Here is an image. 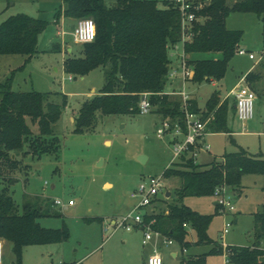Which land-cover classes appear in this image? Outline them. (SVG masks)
Returning a JSON list of instances; mask_svg holds the SVG:
<instances>
[{
    "label": "trees",
    "instance_id": "16d2710c",
    "mask_svg": "<svg viewBox=\"0 0 264 264\" xmlns=\"http://www.w3.org/2000/svg\"><path fill=\"white\" fill-rule=\"evenodd\" d=\"M202 5L197 13L202 18L192 29V38L184 46L187 55L215 54L220 59L191 61L195 75L193 82L200 84L225 77L228 65L239 50L243 38L241 31L227 28V19L236 12L255 13L263 24L264 0H194ZM156 0H63L56 15L80 20L92 18L96 24V38L84 44L78 57L64 61V70L73 76H86L93 70L103 69L105 83L99 94L86 100L75 122V133L95 127L98 112L106 116L140 115V96L151 94L153 112L168 120L172 127L185 130V115L181 110L182 98L166 93L171 60L170 49L182 41L181 15L170 1L162 6ZM48 22L18 14L0 23V56L19 55L26 58L24 66L38 53L39 36L48 28ZM60 48L55 50L59 52ZM22 66L21 68H23ZM20 68V69H21ZM16 72V71H15ZM13 76L0 83V178L3 172L14 173L21 169L19 155L41 158L54 155L59 159L61 141L54 133V125L61 119L68 105L66 95L60 103L50 99L51 93L35 90L14 91ZM258 79V74L248 75ZM190 111L198 113L196 101H189ZM218 94L207 103V112L201 116L213 119L207 125L209 133H229L227 126L228 102L218 107ZM183 164L164 171V177L180 179L176 199L163 211L146 216L154 220L153 228L176 241L182 250L193 245L213 244L208 230L214 215L201 214L183 203L187 197H212L216 188L225 186L240 191L247 175L264 179V155H252L240 148L225 154L224 160L206 166L195 164L193 158L182 157ZM13 179H8L9 185ZM262 210L255 215L257 242L248 247H228L231 264H264V184ZM51 209L26 202L20 208L10 193V188L0 189V238L12 245L14 264H22L24 249L29 246L67 242L69 231L64 225L59 229L45 228L39 220L56 216ZM99 221L100 218H87ZM188 225L197 237L195 243L187 240ZM208 253L186 257L182 264H207V257L224 254L222 245L215 243Z\"/></svg>",
    "mask_w": 264,
    "mask_h": 264
},
{
    "label": "rangeland",
    "instance_id": "374dc122",
    "mask_svg": "<svg viewBox=\"0 0 264 264\" xmlns=\"http://www.w3.org/2000/svg\"><path fill=\"white\" fill-rule=\"evenodd\" d=\"M156 1L162 5L163 0ZM234 1L228 0V4L232 5ZM107 2L110 5L113 0ZM62 4L63 0H0V23L12 16L24 14L49 24L39 36L38 53L16 72L13 90L51 93L50 99L57 103L62 101V95L68 99L61 119L54 125V133L61 141L59 159L54 155L33 158L20 154L21 169L14 173L5 170L2 175L5 181L4 177L0 178V189L9 187L20 208L26 202H31L57 214L41 218V226L59 229L65 225L70 234L69 240L64 243L26 247L22 264H144L151 251L142 245L141 231L127 232L120 229L109 237L108 232L103 233L102 223L131 209L136 202L131 194L141 181L150 176L158 177L171 166L173 155L167 143L168 137L161 139L157 134L164 118L155 112L137 116H106L98 112L94 128L83 133L74 132L82 104L99 94L105 83V72L96 69L86 76L75 77L64 71L63 55L65 60L78 57L83 45L74 42L72 35L78 20L67 26L56 23L55 18ZM227 28L243 33L239 48L252 51L255 59L236 54L221 81L188 84L187 91L193 93L201 107L216 92L222 98L227 96L241 77L248 73V69L262 59L264 53L263 24L255 13L230 14ZM58 48L62 54L55 52ZM68 48L73 49L72 55H69ZM24 60L25 57L19 55L0 56V79L9 65L15 68L23 66ZM187 61L192 66L189 55ZM258 69L262 70L263 78L254 104V118L247 123L251 127L247 133L233 139L226 134H209L205 143L210 146V152L208 156L199 157V163L208 161V157L221 158L240 148L252 155H264V66H258ZM71 76L74 78L72 81L69 80ZM233 121L230 116V123ZM239 127L235 129L239 130ZM141 156L146 159L141 161ZM182 159L176 161L175 165L183 164ZM11 178L13 181L8 185L7 180ZM106 183L112 186L104 188ZM162 183L173 195L165 199L159 195L154 204L158 211H163L167 204L174 202L180 179L163 177ZM263 184L262 176L247 175L242 181L240 195L238 191L226 188L227 197L235 207L234 211L227 214L221 213L213 197L185 198L183 203L195 211L214 215L208 230L213 244H205L198 249L192 246L186 256L196 252L208 254L215 243L230 247L254 245L257 242L255 215L262 210ZM57 199L65 203L73 201L74 205L64 208L56 206L54 201ZM91 217L104 219L102 223L86 220ZM226 223L231 224V227L229 233L223 236L222 230ZM192 233L190 230V235ZM189 240L192 241L193 237ZM3 242L4 264H14L11 245H6L5 240ZM174 248L179 251V245ZM162 253L165 262H169L168 251L163 248ZM206 261L207 264H226V255H209ZM168 264H172L171 261Z\"/></svg>",
    "mask_w": 264,
    "mask_h": 264
},
{
    "label": "built area",
    "instance_id": "2783aa9c",
    "mask_svg": "<svg viewBox=\"0 0 264 264\" xmlns=\"http://www.w3.org/2000/svg\"><path fill=\"white\" fill-rule=\"evenodd\" d=\"M170 2L178 9L181 15L182 41L170 49L169 57L172 63L168 82L180 77L182 82L186 83L193 80L195 71L194 67L187 61L188 55L185 52L184 46L192 38V29L195 23L201 21L197 13L201 10L202 5L196 4L194 0H170ZM62 34L65 35V33ZM96 34V24L92 18L78 20L76 28L72 33L74 42L81 45L94 42ZM237 54L247 55L252 60L255 59L253 53L244 49H239ZM73 79V76L69 78L70 81ZM170 94H178L182 98L181 110L185 115V130L179 126L172 127L168 120H164L162 127L158 128L157 134L161 139H165L166 136L168 137L167 143L172 148L173 155L171 166L183 156L191 157L196 162L200 153L210 152L211 148L209 145H206L205 138L210 134L207 131V125L213 119V114L206 120H202L198 114L192 113L189 103L190 96L184 89L179 93L172 92ZM232 94L236 99V116L241 124L246 126L254 118V104L257 96L248 87H241L236 92H232ZM139 107L141 115L153 112L154 106L151 104L150 93L141 94ZM163 177L164 174L158 177L150 176L146 180L141 181L137 189L131 194V198L137 201L135 207L121 217L107 219L102 223V231L103 233L108 232L109 237L113 236L120 229L127 232L141 231L143 233L142 245L144 247H151V253L147 258L146 264H165L161 249L178 244L173 239L155 230L153 228L154 220L147 221L146 219V216L154 212L153 206L158 200L159 195L161 194L164 199L166 198L168 191L162 183ZM226 188L225 186L218 187L213 193L217 206L221 213L224 214L235 210L233 203L227 197ZM54 204L62 208L74 205L73 201L65 203L60 199L55 200ZM184 226L189 228L188 225ZM230 227L231 224L229 223L224 225L222 230L223 236L229 233ZM222 247L226 251L224 252L226 264H231L228 253L229 246L222 243ZM4 256L5 244L3 239H0V264H4Z\"/></svg>",
    "mask_w": 264,
    "mask_h": 264
},
{
    "label": "crops",
    "instance_id": "0c3cea01",
    "mask_svg": "<svg viewBox=\"0 0 264 264\" xmlns=\"http://www.w3.org/2000/svg\"><path fill=\"white\" fill-rule=\"evenodd\" d=\"M163 1H167V0H163ZM162 1V2H163ZM160 7L162 6L161 4L159 5ZM74 21L75 20H72V19H65V18H62V23H60V21H58V23L59 24H62L63 26H67V25H69V24H72V23H74ZM263 36V35H262ZM50 42H52V41H50ZM264 43V42H263ZM240 47V46H239ZM240 49V48H239ZM241 49H244V50H246V51H248V52H250V53H252V51H250V50H248L247 48H241ZM67 51H68V53H69V55H72L73 54V49L72 48H68L67 49ZM58 53H61L62 54V51H61V49H60V51L58 52ZM237 54V53H236ZM190 57H191V59H192V61H196V60H203V59H214V60H217V59H220L221 58V55L219 54V53H215V54H193V55H189ZM243 56H247V55H243ZM6 57H8V56H6ZM34 58V57H33ZM250 59V58H249ZM25 60H26V58H25ZM25 60L23 61L24 62V64H25ZM250 60H252V59H250ZM64 61H65V56L63 55V69H64ZM231 62V61H230ZM230 64V63H229ZM24 66V65H23ZM258 66L260 67H262V66H264V55L262 56V59L261 60H259V61H257L253 66H251L249 69H248V73L246 74V75H244L243 77H241V79H240V81H239V83L229 92V94L227 95V96H225L224 98H222L221 97V95H220V93L219 92H216L217 94H218V99H219V104H218V107L219 106H221L224 102H228V119H227V126H228V128H229V133H210L211 135L212 134H226V135H228V136H230L232 139H233V137H238L239 135H242V134H244V133H247V129L248 128H250L251 127V125H247L246 124V126H243L242 124H241V122L238 120V118H237V116H236V99H235V96L232 94V92H236L237 91V89H239V88H241V87H248V88H250L251 90H253L254 92H255V94H256V96H257V94H258V88H259V86L261 85V83H260V81H261V79L263 78V76H262V74H263V72H262V70L260 71L259 69H258ZM22 66H19V67H17V68H15V67H12L11 65H9L8 66V68L7 69H5V72H4V74H3V76H2V79H0V83H3L4 81H6L8 78H10L11 76H13V73H15V75H16V72L17 71H19V70H21L20 68H21ZM228 67H229V65H228ZM16 71V72H15ZM65 71V70H64ZM251 74H258L260 77L258 78V79H253V78H249L248 77V75H251ZM225 76H226V74H225ZM14 78H15V76H14ZM244 80V81H243ZM221 81V80H220ZM13 82H14V79H13ZM210 82H216V80H213V81H210ZM191 83H194L195 84V82H193V80L192 81H188V82H186V83H183L182 82V80H181V78L180 77H178V78H176L175 80H173V81H169L168 83H167V87H166V93L167 94H169V95H172V94H170V93H172V92H174V93H179V92H181L183 89L189 94V96H190V101H192V100H194V101H196V104H197V107H198V109H199V112L198 113H196V114H198L200 117L203 115V114H205L206 112H207V103H208V101H209V99L211 98H209L208 99V101H207V103H205V106H203V107H201L200 105H199V102H198V100L194 97V95H193V93L192 92H188L187 90H188V84H191ZM13 85H14V83H13ZM12 88H13V86H12ZM263 88V87H262ZM93 93H95L94 92V90H93ZM174 95H178V94H174ZM213 95V94H212ZM211 95V96H212ZM231 95V96H230ZM178 96H180V95H178ZM230 116H232L233 117V122L232 123H230ZM73 120V119H72ZM252 121V120H251ZM250 121V122H251ZM238 125H240V129L239 130H236L235 128L236 127H238ZM261 134V133H260ZM205 142H206V138H205ZM248 151V150H247ZM249 152V151H248ZM209 153V152H208ZM208 153H204V152H202V153H200L199 154V156H198V158H197V160H196V162H195V164H197V165H201V166H206V167H208L209 165H211V164H213V163H218V162H221V161H223L224 160V158H223V156L221 157V158H219V157H212V158H209L208 157V161H203V163L201 164V163H199V157H204L205 155H207L208 156ZM244 179V178H243ZM243 181V180H242ZM107 185H110V186H112L111 184H109V183H106L103 187L105 188ZM54 187V186H53ZM167 193H169L170 194V196L169 197H167V198H171L172 197V195H173V193H171L170 191H168ZM237 194H241V191L239 192L238 191V193ZM213 197V196H212ZM214 198V197H213ZM134 200V199H133ZM136 201V200H135ZM158 201V200H157ZM165 202V201H164ZM136 203H137V201L133 204V206H132V208L131 209H129L127 212H125V213H123V214H121L120 216H117L116 218H118V217H121V216H123V215H125V214H127L128 212H130L134 207H135V205H136ZM215 205H217L216 204V202H215ZM188 206V205H187ZM190 207V206H189ZM191 208V207H190ZM194 210V209H193ZM153 211L154 212H156V211H158V209L156 208V207H154L153 206ZM202 214V213H201ZM94 218H100L101 220L102 219H104V217H91V219H94ZM115 218V217H114ZM99 222V221H98ZM189 229V233H190V230H192V229H190V228H188ZM136 231H139V230H136ZM193 231V230H192ZM190 235V234H189ZM192 238L193 237V240L192 241H190L189 240V238ZM195 237V238H194ZM187 240L188 241H190V242H192V243H195L196 242V240H197V237H196V234H195V232L193 231V233H192V235H190V236H188L187 237ZM11 245L10 243H8V242H6V245ZM179 244H175L174 246H171V247H169V248H164V250H166V251H168V257H170L169 258V260L171 261V263L172 264H176V263H178V264H182V261H183V259L184 258H186V257H195V256H200V255H204L203 253H200V252H196V253H192L191 255H187L186 256V254L191 250V248L192 247H190V248H188V249H186V251L184 252L183 250H182V248L179 246V251H180V253H181V258L179 257V251H177L174 247L175 246H178ZM193 246H195V248L196 249H198V248H200V246H196V245H193ZM216 246V245H215ZM162 248V249H163ZM11 249H12V245H11ZM148 249L151 251V247H148ZM162 249H161V251H162ZM151 253V252H150ZM163 254V253H162ZM189 254V253H188ZM149 256V255H148ZM148 258V257H147ZM164 261H165V259H164ZM169 261V262H170ZM169 262H165V264H168ZM147 263V259H145L144 260V264H146Z\"/></svg>",
    "mask_w": 264,
    "mask_h": 264
},
{
    "label": "water",
    "instance_id": "95a60500",
    "mask_svg": "<svg viewBox=\"0 0 264 264\" xmlns=\"http://www.w3.org/2000/svg\"><path fill=\"white\" fill-rule=\"evenodd\" d=\"M144 159H146V158H144L143 156H141V157H140V160H141V161H143ZM166 196H167V197H169V196H170V194H169V193H167V195H166Z\"/></svg>",
    "mask_w": 264,
    "mask_h": 264
}]
</instances>
